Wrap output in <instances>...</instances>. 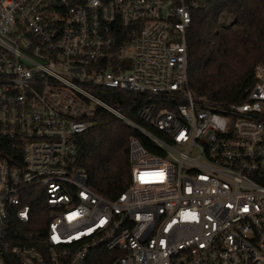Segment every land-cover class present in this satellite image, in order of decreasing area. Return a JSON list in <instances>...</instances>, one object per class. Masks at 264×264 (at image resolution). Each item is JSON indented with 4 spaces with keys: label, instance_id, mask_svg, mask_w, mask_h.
Masks as SVG:
<instances>
[{
    "label": "built area",
    "instance_id": "1",
    "mask_svg": "<svg viewBox=\"0 0 264 264\" xmlns=\"http://www.w3.org/2000/svg\"><path fill=\"white\" fill-rule=\"evenodd\" d=\"M213 1L0 0V264H264V59L243 101L194 95ZM102 113L135 131L116 199L79 165Z\"/></svg>",
    "mask_w": 264,
    "mask_h": 264
},
{
    "label": "trees",
    "instance_id": "2",
    "mask_svg": "<svg viewBox=\"0 0 264 264\" xmlns=\"http://www.w3.org/2000/svg\"><path fill=\"white\" fill-rule=\"evenodd\" d=\"M187 39L194 95L216 103L243 101L246 88L254 83V68L264 59V0H214L194 12ZM110 95L127 102L135 98ZM133 133L115 115L102 113L97 125L78 138L79 165L86 168L89 185L108 198L116 199L130 184L129 137ZM88 264L104 261L92 259Z\"/></svg>",
    "mask_w": 264,
    "mask_h": 264
}]
</instances>
